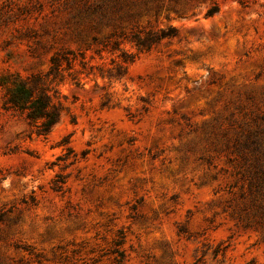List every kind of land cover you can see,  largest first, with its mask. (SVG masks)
<instances>
[{"label": "rangeland", "instance_id": "374dc122", "mask_svg": "<svg viewBox=\"0 0 264 264\" xmlns=\"http://www.w3.org/2000/svg\"><path fill=\"white\" fill-rule=\"evenodd\" d=\"M216 1L209 18L210 0L141 16L178 35L120 81L61 85L46 136L3 108L0 85V264H118L114 248L119 264H264V230L228 207L234 140L251 132L264 152V0ZM67 2L0 0V81L75 46Z\"/></svg>", "mask_w": 264, "mask_h": 264}, {"label": "trees", "instance_id": "16d2710c", "mask_svg": "<svg viewBox=\"0 0 264 264\" xmlns=\"http://www.w3.org/2000/svg\"><path fill=\"white\" fill-rule=\"evenodd\" d=\"M195 1L68 0L65 7L68 41L75 46L65 45L54 50L45 71L25 76L4 75L0 81L3 108L22 116L35 134L46 136L66 110V96L61 85H83L91 80L98 86V78L109 84L122 80L128 66L141 53L178 35V28L172 24L161 27L147 21L146 26H139V18L151 15L157 21V16L164 12V18L168 20V11L185 15ZM218 11V2L210 0L203 17H212ZM234 141V174L241 183L237 184L236 201L228 207L243 224L256 225L264 230V152H258L257 139L251 132ZM121 243L122 236L114 240L117 247ZM113 252L119 264L123 252L117 248Z\"/></svg>", "mask_w": 264, "mask_h": 264}]
</instances>
